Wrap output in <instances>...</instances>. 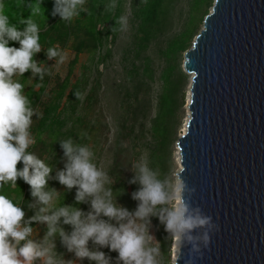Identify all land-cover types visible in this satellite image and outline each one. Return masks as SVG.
Returning a JSON list of instances; mask_svg holds the SVG:
<instances>
[{"label": "clouds", "instance_id": "1", "mask_svg": "<svg viewBox=\"0 0 264 264\" xmlns=\"http://www.w3.org/2000/svg\"><path fill=\"white\" fill-rule=\"evenodd\" d=\"M84 2L54 0L52 15L70 22L85 11ZM19 6L30 10L26 19L21 18L20 12L11 14L0 0V264H34L37 260L42 264H64L56 256L55 244L50 239L54 234L59 235L66 249L76 258H87L95 264H109V258L100 250H90L89 241L100 248L115 251L121 264H159V247L152 243L153 237L147 230V222L153 215L171 233L177 248L187 242L191 253L200 254L202 248H207L210 233L216 225L210 216L202 214L199 207L190 205L185 193L190 194L194 189L186 185L180 172H173L171 180H161L146 162H141L137 166V174L130 181L140 186L132 194L138 204L130 213L115 205L111 191L104 189L107 177L98 167L93 150L68 138L60 141L66 162L55 178L68 189L76 187L77 202L91 197L92 211L85 214L71 206L54 207L55 190L45 191L52 168L28 150L35 142L30 132L32 117L39 114L23 94L24 85L18 79L26 71H30L33 77L38 76V81L48 73V68L33 59L34 54L41 51V29L33 17L39 15L43 8L41 0H21ZM106 7L114 8L115 0H110ZM115 24L123 30L127 24L126 17L120 16ZM10 42L18 43L19 47L10 46ZM46 56L48 59L56 58L57 64L65 59L59 47L47 48ZM74 95L81 98L79 92ZM18 162L22 165L19 169L16 167ZM17 178L29 185L31 196L41 205L27 219L20 206L21 197L2 190L4 186L15 188ZM34 221L47 225L40 241L33 237L30 225ZM61 223L70 225L72 231L65 234L58 226ZM200 228L204 230L194 235Z\"/></svg>", "mask_w": 264, "mask_h": 264}, {"label": "water", "instance_id": "2", "mask_svg": "<svg viewBox=\"0 0 264 264\" xmlns=\"http://www.w3.org/2000/svg\"><path fill=\"white\" fill-rule=\"evenodd\" d=\"M183 69L180 177L216 228L198 255L183 242L173 264H264V0H214Z\"/></svg>", "mask_w": 264, "mask_h": 264}, {"label": "trees", "instance_id": "3", "mask_svg": "<svg viewBox=\"0 0 264 264\" xmlns=\"http://www.w3.org/2000/svg\"><path fill=\"white\" fill-rule=\"evenodd\" d=\"M206 1L211 0H191L188 15L180 29L176 30L173 28L174 22L180 16L178 0H132L129 29L124 34H127L126 39L119 44L117 52L114 51V58L117 57V60H114V155L104 183V189L111 191L113 203L130 213L138 204V201L132 198V194L140 187L138 183L130 181L137 174V166L141 162H146L147 166L157 173L159 179L171 180L173 144L177 141L179 112L185 103L182 83L187 75L181 58L190 48L191 34L196 21L194 12ZM109 2L110 0H89L88 9L75 19L76 29H85L91 33L97 44H101L102 32L97 26L103 23L106 25L103 35L105 38L114 35L116 46L121 36L123 38L120 34L124 29L121 30L120 25L115 24V20L121 16L119 7L114 8L113 22L112 8L105 7ZM3 3L6 10L13 15L20 12L21 18L24 19L30 15L29 9L19 6L21 0H3ZM53 6L54 0H41L44 14L41 9L40 14L33 17L41 29L39 37L44 36L48 30L59 27L54 22L48 29L42 31L50 20L56 21L58 17L52 15ZM208 13L209 11H206L203 17L205 18ZM60 22L66 30L71 29V22L64 20ZM19 27L23 28V25ZM198 33H195V36ZM10 46L19 47L16 42H10ZM28 74L29 71H26L23 74L24 78ZM63 90L64 87L57 94V98L63 96ZM76 92H79L82 98L81 86L73 85L68 93V99L73 103V113L81 103V98L77 99L74 95ZM58 105V102H55L45 108L35 129L32 127L39 136V142H42L43 132L48 131L53 135L51 151H59L60 141L65 140L57 136L61 135L58 129L63 127L65 122L56 117ZM83 120L82 115H77L74 122L80 124ZM65 134L75 144L83 141L73 131V127L68 128ZM60 158L57 155L47 162L52 163L49 178L55 172L56 163ZM21 166L19 162L16 165L18 169ZM15 184L19 197L25 189L26 196L30 194L29 185L21 179L17 178ZM9 188L4 186L2 190L9 192ZM30 198L31 194L28 198H21V202L27 204ZM71 202L75 203L68 206L75 208L77 201ZM63 204L64 199L62 206ZM150 224L155 229L160 250L165 255L171 243V233L165 230L164 224L155 215L149 217L147 227ZM153 244L157 245L156 242ZM116 258L117 253L114 251V259Z\"/></svg>", "mask_w": 264, "mask_h": 264}, {"label": "rangeland", "instance_id": "4", "mask_svg": "<svg viewBox=\"0 0 264 264\" xmlns=\"http://www.w3.org/2000/svg\"><path fill=\"white\" fill-rule=\"evenodd\" d=\"M178 1L180 16L177 18L176 22H174L175 25L173 28H176V30L180 29L183 21L186 19L185 17L188 15L187 12L189 10L191 0ZM212 4L213 0L206 1L197 9V11L194 12L196 15V21L193 25L194 28L191 34L192 37L190 39V47L193 44L195 33H198L203 28V16L206 11L211 10ZM106 5L107 3L105 4V7ZM131 5L132 0H115L114 8L119 7L118 9L121 12V16L126 17L127 20L124 31L120 34L123 35V38L121 36V38L117 41L116 46H114V35H110L108 38H105L103 35L104 27L106 26L103 23L97 26L98 30H101L102 32V43L97 44L90 32H86L83 28L76 29L77 26L75 19L78 16L74 17L70 21L71 29L69 30L63 28L64 26L60 22L61 20L59 16L56 18V21L55 19L50 20L47 23V26L43 27L42 31L48 29L50 24H53L54 22L59 26L57 28L58 30L50 29L46 34H44V36L39 38L41 51L33 56V59L38 64L42 63V67L44 66L45 68H48V73L44 75L42 80L39 81V77H33L30 71L25 78L24 76L18 78L24 85L23 94L28 97L31 107L39 114L38 117L36 115L32 117L30 132L32 133L35 142L29 147V150L34 152L43 160L47 157L45 160L46 162L50 159H54L57 155L61 157L56 163L55 172L50 176V178H48L45 186V191L55 190L56 196L54 199V207L62 206L63 199V206L75 203L71 201L75 200L77 189L76 187L68 189L64 185H61L55 178L56 173L63 169L66 157L63 155L62 148H60L59 151L50 150V143L54 140L53 135H50L48 131H45L41 136L42 142H39V136L35 130H32V127L35 129L36 123L44 113L45 108L50 107L55 102H58L59 105L56 117H58L59 120H64L65 122L63 127L58 129L61 135L58 134L57 136H59L61 140L62 138L68 139L65 131L68 128L73 127V131L76 132L77 136L83 140L78 145H88L93 150L95 153L94 159L97 160L98 167L106 174V177H108L107 170L112 164L114 155V60H117V57L114 58V51L117 52L119 44L126 39L127 34H124L127 33L129 29ZM88 7L89 0H85V11ZM114 8H112L111 14L113 22ZM49 47H59V49H61L65 56L62 63L57 64L56 58H47L46 49ZM183 60L184 55L182 54L181 62H183ZM186 75V79L182 83V91L185 93V103L179 112L176 132L177 140L183 133L184 124L186 123L189 114L187 101L191 75L188 73H186ZM30 77L31 79H29ZM73 85L81 86L82 91L81 103L77 106L74 113L72 107L73 103L68 99V93L71 91ZM63 87V96L61 98H57V94L63 89ZM77 115L83 116L84 120L80 124H75L74 122ZM176 144L177 141L173 144L172 173L179 172L180 170L177 157L178 148ZM48 164L51 165L52 163L49 162ZM8 193L14 196H19L16 186L15 188H9ZM64 193L66 194L64 195ZM29 196L30 194L26 196V189L20 195L21 198H28ZM90 201L91 197H86L84 201L77 202L74 207L87 214L92 211ZM29 205H32V207H29ZM20 206L25 212V219H27L28 217L34 215L41 205L37 204L36 198L31 196L27 204H23L20 200ZM101 218L108 220L106 217ZM30 226L33 228V237L37 241L42 240L47 231L46 223L34 221ZM58 226L63 229L65 234H69L72 231V227L70 225L61 223ZM147 230L153 237L152 242H156L159 247L153 225L150 224L147 227ZM50 239L55 244L56 256L61 259L64 264H95L94 261H89L87 258H76L73 252H69L66 249L58 234H54ZM168 240L169 237L167 238V241ZM88 247L90 250H100L104 252L109 258V264H121L118 258L114 259V251H109L107 247L100 248L98 245H94L91 241H89ZM173 256L174 242L171 236V243L167 247L165 255L162 254L159 247L157 260L159 264H173ZM34 264H42V262L37 260Z\"/></svg>", "mask_w": 264, "mask_h": 264}, {"label": "bare ground", "instance_id": "5", "mask_svg": "<svg viewBox=\"0 0 264 264\" xmlns=\"http://www.w3.org/2000/svg\"><path fill=\"white\" fill-rule=\"evenodd\" d=\"M189 96H190V93H188V100H189ZM183 131H185V124H184V129H183ZM177 157H178V163H179V165H180V155H179V153L177 152ZM177 251H178V248H177V246H176V244L174 243V256H173V259H175V256H176V253H177Z\"/></svg>", "mask_w": 264, "mask_h": 264}]
</instances>
